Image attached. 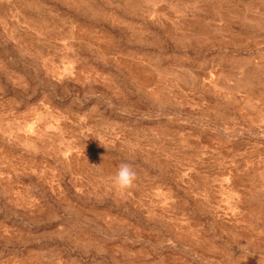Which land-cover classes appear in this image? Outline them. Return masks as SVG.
<instances>
[{"label":"rangeland","instance_id":"obj_1","mask_svg":"<svg viewBox=\"0 0 264 264\" xmlns=\"http://www.w3.org/2000/svg\"><path fill=\"white\" fill-rule=\"evenodd\" d=\"M260 257L264 0H0V264Z\"/></svg>","mask_w":264,"mask_h":264},{"label":"clouds","instance_id":"obj_2","mask_svg":"<svg viewBox=\"0 0 264 264\" xmlns=\"http://www.w3.org/2000/svg\"><path fill=\"white\" fill-rule=\"evenodd\" d=\"M137 179L136 172L130 163H121L113 176V185L118 191L130 189ZM264 261V257H260L259 264ZM56 264H59L57 260Z\"/></svg>","mask_w":264,"mask_h":264}]
</instances>
